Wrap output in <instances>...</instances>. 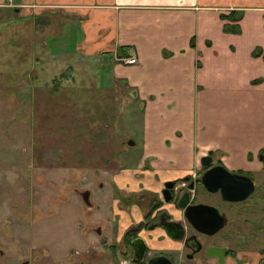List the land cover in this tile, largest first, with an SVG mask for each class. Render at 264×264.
I'll return each instance as SVG.
<instances>
[{"label":"rangeland","instance_id":"rangeland-1","mask_svg":"<svg viewBox=\"0 0 264 264\" xmlns=\"http://www.w3.org/2000/svg\"><path fill=\"white\" fill-rule=\"evenodd\" d=\"M15 9L0 22V264H123L122 235L164 182L145 177L150 161L132 146V98L99 87L108 82L78 50L73 15ZM255 182L249 206L227 215L234 252L239 228L244 250L264 251V173Z\"/></svg>","mask_w":264,"mask_h":264},{"label":"crops","instance_id":"crops-1","mask_svg":"<svg viewBox=\"0 0 264 264\" xmlns=\"http://www.w3.org/2000/svg\"><path fill=\"white\" fill-rule=\"evenodd\" d=\"M16 2L31 15L77 19L78 50L109 84L99 87L132 98V146L142 144L149 174L182 177L209 155L232 171L264 173V0ZM9 9L0 0V22ZM235 255L228 264H264L260 247Z\"/></svg>","mask_w":264,"mask_h":264},{"label":"flooded vegetation","instance_id":"flooded-vegetation-1","mask_svg":"<svg viewBox=\"0 0 264 264\" xmlns=\"http://www.w3.org/2000/svg\"><path fill=\"white\" fill-rule=\"evenodd\" d=\"M209 156L212 157V160L208 166H203L200 161V168H196L197 171L195 169V173L191 172L182 177L166 179L162 183V188L159 192L158 190L156 192L151 191L150 194L153 198H149L147 201L140 200L144 214L141 216L142 218L140 220L132 218L130 221L133 223L124 231L121 238L122 240H120L122 245H125V239H128L130 242L129 246L123 248L124 250L117 258L121 257L122 260L124 259L125 264H136L133 262L134 249L132 247V242L136 239H143L147 244L146 256L143 262L138 264H149V261L152 258L160 256L169 258L172 264H220L219 257L217 256L222 254L224 249L226 252L225 264H228V257L233 255L236 256L233 248L228 245V237L230 236H228V234H224L227 224L229 223L227 221V215L229 212L233 211V209L237 210V205L249 206L247 202L251 200L256 191L243 202H228L224 200L221 191L216 193L207 191L201 183V179L204 174L218 166L225 167L221 161L215 160L214 156ZM142 162L143 164L146 163L144 159ZM145 169L146 170L143 171V173H145V177H148V169H151V166L148 164L145 166ZM228 170L232 174L250 177L256 184L255 178L252 174L242 171ZM167 186H170L171 189L167 190ZM201 190H203V192H201ZM188 196H190L191 206L203 204L217 209L220 216L225 219V222H223L225 227L214 235L199 232L185 218V210L180 207V205L185 201V198ZM82 197L88 210V207L91 205L90 199L92 194L89 191H85L82 193ZM167 198L169 200H167ZM147 202L152 204L148 211H146ZM242 209L239 208V214L237 212L239 215V227L243 223L240 220L243 215ZM212 221L213 222H201L206 231H211L215 227V218H213ZM176 224H181L185 229V239L182 242L173 240L165 231L164 227L168 226L170 228H174L177 226ZM93 228L91 230H93ZM95 229H97L96 232L98 234L101 233V228L99 226ZM241 231L242 229L239 228V234L235 236L239 238L238 246L243 248L242 244L246 243L245 240L249 238V236L243 235ZM92 246H95V243L91 241V245L87 246L86 249V252L91 255L96 254V248L90 250V247ZM118 250L121 252V249ZM97 251L99 252V250ZM116 251L117 250L115 249V253ZM80 254V252H73L71 255L75 257V255L80 256ZM213 255L215 256L213 257ZM28 262H25V264H29Z\"/></svg>","mask_w":264,"mask_h":264},{"label":"water","instance_id":"water-1","mask_svg":"<svg viewBox=\"0 0 264 264\" xmlns=\"http://www.w3.org/2000/svg\"><path fill=\"white\" fill-rule=\"evenodd\" d=\"M264 155H261V160H264ZM212 157H203L201 163L203 166H208ZM201 183L207 191L216 193L221 191L223 198L228 202H243L246 201L255 191L256 184L247 176L232 174L227 168L218 166L206 172L201 179ZM167 190L171 189L170 186L166 187ZM167 200H169L167 198ZM185 210V218L192 224L199 232L214 235L225 227V219L220 216L217 209L208 205H190V196L185 198V201L180 205ZM215 218L216 224L211 231H206L201 222H213ZM176 227H164L167 235L175 241L182 242L185 239V229L181 224H176ZM134 249L133 262L138 264L142 263L147 252V244L143 239H136L132 242ZM215 255H213L214 257ZM225 249L222 254H219L220 264H225ZM224 259V260H223ZM223 260V261H222ZM149 264H172L169 258L165 256L155 257L149 261Z\"/></svg>","mask_w":264,"mask_h":264},{"label":"built area","instance_id":"built-area-1","mask_svg":"<svg viewBox=\"0 0 264 264\" xmlns=\"http://www.w3.org/2000/svg\"><path fill=\"white\" fill-rule=\"evenodd\" d=\"M16 0H8V5L10 6V7H12V8H17V9H19V8H21L22 6H15L14 4V2H15ZM122 62L124 63V64H127V65H135V64H137V59L135 58V57H128V58H123L122 59ZM123 264H125V263H123Z\"/></svg>","mask_w":264,"mask_h":264},{"label":"trees","instance_id":"trees-1","mask_svg":"<svg viewBox=\"0 0 264 264\" xmlns=\"http://www.w3.org/2000/svg\"><path fill=\"white\" fill-rule=\"evenodd\" d=\"M242 15H243V13L242 12H234V17H233V19L235 20V21H239V20H241L242 19ZM230 19H232V17H230ZM129 240L128 239H125V247L126 246H129ZM126 257H128V256H126Z\"/></svg>","mask_w":264,"mask_h":264}]
</instances>
